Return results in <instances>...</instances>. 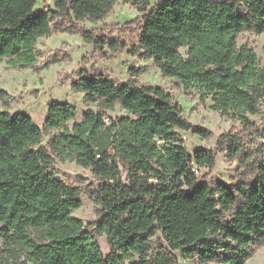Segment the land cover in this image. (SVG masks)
Listing matches in <instances>:
<instances>
[{"label":"trees","instance_id":"trees-1","mask_svg":"<svg viewBox=\"0 0 264 264\" xmlns=\"http://www.w3.org/2000/svg\"><path fill=\"white\" fill-rule=\"evenodd\" d=\"M122 1L143 13V55L186 90L210 97L213 109L253 126L247 114L260 111L264 69L253 47L238 45V35L264 33V0H158L151 8V0ZM115 2L55 0L54 7L36 10L37 0H0V59L32 66L38 39L54 19L100 20ZM70 29L97 48L107 42L92 30ZM110 46L119 47L115 40ZM130 70L133 77L124 82L81 70L73 88L99 108L70 126L77 107L53 101L45 118L47 128L58 130L52 151L101 179L95 224L108 236L107 256L94 223L73 214L82 206L80 188L56 178L52 153L40 145L42 127L26 112L0 110V264H180L175 251L202 264H247L253 245L264 243V162L252 181L212 186L199 171L213 167L216 154L204 148L190 154L176 128L201 137L209 132L186 120L171 92L139 83L137 68ZM117 103L129 114L110 116ZM227 137L233 157L237 136ZM158 230L168 245L151 251Z\"/></svg>","mask_w":264,"mask_h":264},{"label":"rangeland","instance_id":"rangeland-1","mask_svg":"<svg viewBox=\"0 0 264 264\" xmlns=\"http://www.w3.org/2000/svg\"><path fill=\"white\" fill-rule=\"evenodd\" d=\"M55 0H37L36 10L54 7ZM158 0H151V7ZM143 13L132 3L116 0L113 10L103 19L86 18L71 22L68 18L58 17L53 20L49 34L38 39L36 44L37 62L28 67L8 65L6 58L0 59V110L16 113L23 111L32 116L44 131L41 146L52 153V168L69 185L77 186L81 191L82 206L73 211L85 224L94 223L91 230L101 249L107 256L111 245L106 233L96 231V222L101 214V205L96 202L95 195L101 179L90 167L80 165L76 160L62 159L51 149V140L58 132L55 128L45 126L48 107L53 101L70 102L77 107L76 116L68 121L70 126L81 121L83 113L89 109L97 110V102L85 100L83 91H76L72 83L79 79L80 71L89 74L104 72L118 82L133 77L131 67L137 68L135 79L139 83L161 86L171 92L175 102L183 109V115L193 126H200L209 132L208 137H201L191 130L176 128L183 138L184 145L190 154L204 148L216 154L213 167L200 169V176H206L212 186L224 182L235 186L241 180L252 181L258 176V166L264 162V99L260 111L247 114L253 126L246 127L237 114H224L211 107L210 97L201 98L197 88L186 90L176 77L162 73L153 58L143 55L139 47ZM85 28L93 31V35L104 36V46L97 48L93 42L84 39L80 31L72 28ZM118 42L116 49L110 46L111 41ZM248 44L253 47L259 57V66L264 69V33L246 30L238 35V45ZM185 55L186 48L181 49ZM129 114L119 103L109 110V115L117 117ZM228 135L237 136L239 153L230 156V140ZM125 176V172H124ZM160 245H168L162 231L150 238L151 251ZM254 254L247 264H264V243L253 245ZM180 264H202L197 258L183 257L175 251ZM205 264H218L209 262Z\"/></svg>","mask_w":264,"mask_h":264},{"label":"water","instance_id":"water-1","mask_svg":"<svg viewBox=\"0 0 264 264\" xmlns=\"http://www.w3.org/2000/svg\"><path fill=\"white\" fill-rule=\"evenodd\" d=\"M56 178L59 179V180H63V178L60 176V175H56Z\"/></svg>","mask_w":264,"mask_h":264}]
</instances>
